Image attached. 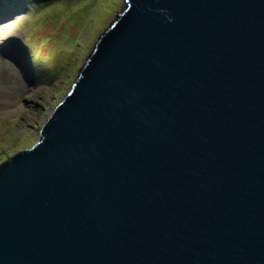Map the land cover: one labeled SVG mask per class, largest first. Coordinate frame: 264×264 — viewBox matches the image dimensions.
<instances>
[{
	"label": "water",
	"instance_id": "obj_1",
	"mask_svg": "<svg viewBox=\"0 0 264 264\" xmlns=\"http://www.w3.org/2000/svg\"><path fill=\"white\" fill-rule=\"evenodd\" d=\"M126 1L0 165V264H264V0Z\"/></svg>",
	"mask_w": 264,
	"mask_h": 264
},
{
	"label": "rangeland",
	"instance_id": "obj_2",
	"mask_svg": "<svg viewBox=\"0 0 264 264\" xmlns=\"http://www.w3.org/2000/svg\"><path fill=\"white\" fill-rule=\"evenodd\" d=\"M7 2L4 8L0 2V165L39 141L54 106L127 5L126 0Z\"/></svg>",
	"mask_w": 264,
	"mask_h": 264
},
{
	"label": "trees",
	"instance_id": "obj_3",
	"mask_svg": "<svg viewBox=\"0 0 264 264\" xmlns=\"http://www.w3.org/2000/svg\"><path fill=\"white\" fill-rule=\"evenodd\" d=\"M4 1H8L7 2V4H10V5H15L17 2L18 3H23V2H25V1H28L29 2V4H31V3H33V1H35V0H4ZM47 1H51V0H47ZM51 62V61H50ZM52 64V63H51ZM52 66V65H51Z\"/></svg>",
	"mask_w": 264,
	"mask_h": 264
},
{
	"label": "bare ground",
	"instance_id": "obj_4",
	"mask_svg": "<svg viewBox=\"0 0 264 264\" xmlns=\"http://www.w3.org/2000/svg\"><path fill=\"white\" fill-rule=\"evenodd\" d=\"M0 2L2 3V7L4 8V3L5 1L4 0H0ZM85 63V62H84Z\"/></svg>",
	"mask_w": 264,
	"mask_h": 264
},
{
	"label": "clouds",
	"instance_id": "obj_5",
	"mask_svg": "<svg viewBox=\"0 0 264 264\" xmlns=\"http://www.w3.org/2000/svg\"><path fill=\"white\" fill-rule=\"evenodd\" d=\"M82 66H83V65H82ZM79 70H80V69H79ZM74 81H75V80H74ZM67 93H68V92H67ZM63 98H64V97H63ZM63 98H62V99H63ZM62 99H61V100H62ZM59 102H60V101H59ZM31 147H32V146H31ZM31 147H29V148H31ZM29 148H27V149H29Z\"/></svg>",
	"mask_w": 264,
	"mask_h": 264
}]
</instances>
